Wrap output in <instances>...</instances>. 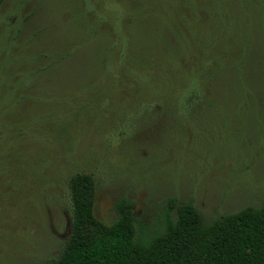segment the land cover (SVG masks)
<instances>
[{
    "label": "rangeland",
    "instance_id": "obj_1",
    "mask_svg": "<svg viewBox=\"0 0 264 264\" xmlns=\"http://www.w3.org/2000/svg\"><path fill=\"white\" fill-rule=\"evenodd\" d=\"M137 236L264 204V0H0V264H50L67 182Z\"/></svg>",
    "mask_w": 264,
    "mask_h": 264
},
{
    "label": "trees",
    "instance_id": "obj_2",
    "mask_svg": "<svg viewBox=\"0 0 264 264\" xmlns=\"http://www.w3.org/2000/svg\"><path fill=\"white\" fill-rule=\"evenodd\" d=\"M67 191L70 233L50 264H264V204L204 224L191 201L169 198L162 228L137 236L132 200L118 199L106 225L94 216L91 175H72Z\"/></svg>",
    "mask_w": 264,
    "mask_h": 264
}]
</instances>
